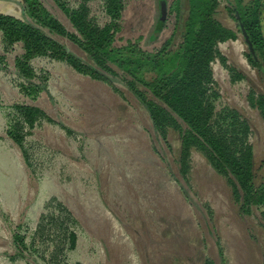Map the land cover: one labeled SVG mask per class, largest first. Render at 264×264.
I'll use <instances>...</instances> for the list:
<instances>
[{
	"label": "trees",
	"instance_id": "obj_1",
	"mask_svg": "<svg viewBox=\"0 0 264 264\" xmlns=\"http://www.w3.org/2000/svg\"><path fill=\"white\" fill-rule=\"evenodd\" d=\"M129 1L22 0L19 15L0 13V75L8 83V91L0 89V107L10 109L13 118L12 124L0 132V140L17 149L31 185L38 181L40 172L29 162L25 143L28 139L45 143L38 135L48 126L58 128L69 142L74 141L80 155L69 154V158L87 160L82 144L91 133L62 118L48 92L49 73L34 66L35 60L42 58L60 62L92 86L101 85L125 101H136L150 122L148 141L152 152L175 181L184 201L200 213L205 210L202 215L207 223L212 221V210L206 202L199 204L191 190L193 153L203 157L225 180L238 213L249 216L257 212L264 230V172L256 164L250 122L231 108L241 120L233 128L223 127L216 121L209 94L219 93L213 71L216 61L227 70L231 83L247 80V75L229 63L220 48L237 38L236 31L217 17L223 5L243 36L247 45L245 56L261 82L262 87L250 86L247 100L264 120V35L260 22L264 0H159L160 7L161 2L168 4L166 17L160 16L146 34L120 42L123 13ZM94 4L101 9L100 15L94 13ZM168 28L170 31L165 33ZM98 97L97 93L91 94L88 100L92 104ZM81 113L78 118L85 122L84 127L90 125L93 117ZM50 148L62 153L59 148ZM102 198L108 206L104 195ZM61 210L45 216L53 242L61 240V232L68 231L63 225V214L69 209ZM2 222L7 231L2 250L6 261L69 264L63 258L62 246L38 249L43 223L35 228L25 219L14 221L5 217ZM121 223L126 222L121 219ZM132 234L142 264H168L150 255L146 229L133 228ZM66 238L68 248H73L76 233L68 231ZM202 244V255H182V264H213L205 253V243ZM215 244L218 257L225 264L220 241L216 239ZM261 258L260 264H264V254ZM105 262L122 264L109 247L105 248Z\"/></svg>",
	"mask_w": 264,
	"mask_h": 264
},
{
	"label": "rangeland",
	"instance_id": "obj_2",
	"mask_svg": "<svg viewBox=\"0 0 264 264\" xmlns=\"http://www.w3.org/2000/svg\"><path fill=\"white\" fill-rule=\"evenodd\" d=\"M167 5H164V17ZM93 10L100 15L101 9L97 5H93ZM160 16L159 0H130L123 13V29L119 33L123 40L120 42L146 34ZM217 17L236 31L237 38L220 48L228 62L247 75V80L231 83L221 63L213 64L219 93L210 91L209 94L216 121L228 128H233L234 123L238 125L241 118L234 116L231 108H236L249 120L256 164L264 172V120L247 100L250 86L262 87L261 82L245 56L247 45L243 36L223 5L219 7ZM260 22L264 35V13ZM166 30L165 33L170 31L169 28ZM34 66L49 73L48 92L54 97L55 108L60 109L62 118L79 130L90 132L93 137H86L82 144L87 160L81 158L79 161L68 157L69 154L80 155L74 141L69 142L56 127L48 126L39 133L45 143L28 139L25 147L29 162L40 172L33 185L26 177L17 149L0 141V264H12L2 255L7 238L2 222L5 217L14 221L25 219V223L35 228L43 223L37 239L38 249L62 246L63 258L69 264H107L106 247L116 253L122 264H142L135 252L133 228L146 229L150 255L168 264H182L185 254L198 252L202 255V242L213 264H222L216 239L221 243L225 264L261 263L264 230L259 215L257 212L249 216L238 213L225 180L203 157L192 154L190 184L197 202H206L212 210L209 223L202 215H205L204 209L200 213L184 201L175 181L152 152L148 141L150 122L134 99L129 98L128 102L101 85L92 86L60 62L42 58L35 60ZM0 89L8 91L7 79L1 75ZM88 93H97L101 98L94 99L91 104ZM10 111L0 107V132L13 122ZM81 111L83 115L93 117L86 127L78 118ZM50 147L59 148L62 153ZM99 188L103 190L108 206L104 204ZM61 207L69 209L63 214V225L76 233L73 248H68V231L61 232V240L57 238L53 242L54 237L46 225L45 216ZM121 219L126 223H121Z\"/></svg>",
	"mask_w": 264,
	"mask_h": 264
},
{
	"label": "crops",
	"instance_id": "obj_3",
	"mask_svg": "<svg viewBox=\"0 0 264 264\" xmlns=\"http://www.w3.org/2000/svg\"><path fill=\"white\" fill-rule=\"evenodd\" d=\"M21 3L22 0H0V13L19 15Z\"/></svg>",
	"mask_w": 264,
	"mask_h": 264
},
{
	"label": "water",
	"instance_id": "obj_4",
	"mask_svg": "<svg viewBox=\"0 0 264 264\" xmlns=\"http://www.w3.org/2000/svg\"><path fill=\"white\" fill-rule=\"evenodd\" d=\"M164 13H165V10H164V3L161 2V18H164ZM242 32H243V35L245 36V40H246V42H247V44H248L250 50L252 51V46H251V44H250V42H249V40H248V37H247L246 32H245L244 30H243Z\"/></svg>",
	"mask_w": 264,
	"mask_h": 264
}]
</instances>
